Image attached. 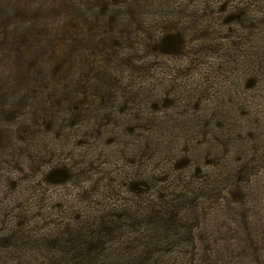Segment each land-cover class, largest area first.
Returning a JSON list of instances; mask_svg holds the SVG:
<instances>
[{
	"label": "rangeland",
	"instance_id": "rangeland-1",
	"mask_svg": "<svg viewBox=\"0 0 264 264\" xmlns=\"http://www.w3.org/2000/svg\"><path fill=\"white\" fill-rule=\"evenodd\" d=\"M0 264H264V0H0Z\"/></svg>",
	"mask_w": 264,
	"mask_h": 264
},
{
	"label": "trees",
	"instance_id": "trees-1",
	"mask_svg": "<svg viewBox=\"0 0 264 264\" xmlns=\"http://www.w3.org/2000/svg\"><path fill=\"white\" fill-rule=\"evenodd\" d=\"M168 41V39L167 38H164L163 40H162V42H167ZM165 53H166V51H164ZM50 182H63V180H61V181H55L54 179H50Z\"/></svg>",
	"mask_w": 264,
	"mask_h": 264
}]
</instances>
